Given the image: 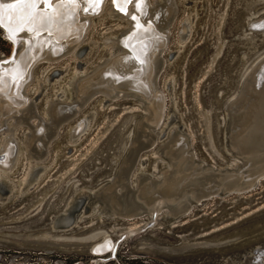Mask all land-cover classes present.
I'll use <instances>...</instances> for the list:
<instances>
[{"label": "rangeland", "instance_id": "rangeland-1", "mask_svg": "<svg viewBox=\"0 0 264 264\" xmlns=\"http://www.w3.org/2000/svg\"><path fill=\"white\" fill-rule=\"evenodd\" d=\"M107 2L109 4V0L98 14L83 15L91 17V25L85 40L74 47L81 50L84 46L90 47L86 42L90 38L101 42L104 35L120 37L127 23L125 18L108 17ZM176 2L178 12L169 26L170 41L160 54L166 63L159 72L158 84L163 88L165 77L176 76L179 108L191 134L194 151L214 166L228 165L233 156L224 148L226 106L233 99L231 97H236L245 73L264 53V30L249 26L251 19L264 12V0ZM194 11L197 18L191 34L180 36L182 22ZM0 36V58L8 57L14 50V42L5 36L1 26ZM181 37L184 41L189 39L184 48L178 49ZM106 48L97 57V51L90 56L89 48L79 58L71 51L57 60L42 62L35 75L45 77L48 74L52 81L59 80L68 73L66 68L85 62L87 57V63L94 65L104 58ZM170 62L172 66H168ZM79 67L82 69L83 63ZM34 87L35 83L28 86L29 94ZM97 95L88 99L82 113L73 115L61 125L59 137L52 139L49 151L36 156L38 165L33 179L38 183L31 193L21 202L0 209V264H170L164 254L230 253L244 243L256 239L264 241V231L247 233L248 228L240 226V223L264 216V175L249 188L206 197L199 208L180 222H160L155 228L126 237L119 242L113 258L111 253L93 254L92 243L103 239L104 235H110L116 242L127 228L144 223L143 217H119L112 222L94 218L73 224L75 227L69 231H50L52 220L64 213L76 193L103 184L114 173L124 154L126 140L143 112L138 101L127 97L105 101L91 127L80 132L79 135L84 132L83 137L69 144L65 132L74 125L77 129L80 127L78 120L97 104ZM22 127L21 131L30 130L27 125L22 124ZM154 150L151 147L142 157L152 156ZM26 161L23 160L16 170L17 176H21ZM159 161L161 159L156 157L149 159L148 169L156 170ZM44 165H49L47 171ZM0 195L7 197L9 192H0Z\"/></svg>", "mask_w": 264, "mask_h": 264}, {"label": "bare ground", "instance_id": "bare-ground-1", "mask_svg": "<svg viewBox=\"0 0 264 264\" xmlns=\"http://www.w3.org/2000/svg\"><path fill=\"white\" fill-rule=\"evenodd\" d=\"M8 1L11 0H3L6 4ZM63 1L50 0V4H46L42 0L40 6L53 8L52 14L38 15L35 18V25H27V27H35V31L28 32L25 28L24 31L17 34L14 43L15 49L23 50V56L30 51L24 67L20 65L18 70L13 69L6 73L5 70L11 63L0 59V154L4 152V156L0 157V192H9L7 197L0 195L1 207L4 208L8 204L19 202L29 192L31 193L32 188L38 183H35L33 179L38 165L36 156H42L49 151V144L59 133L63 122L82 111L83 104L79 101L91 92L92 88L89 89L91 83L99 78H104V76L107 78L106 74L127 78L130 77L127 74L145 73L146 83L152 90V96L147 98L143 94L133 93L134 97L142 104L144 111L137 124L141 134L137 133L131 144L133 147L131 153L134 152V155L130 157L132 162H130L131 168L128 175L120 181L113 177L109 184L104 183L76 193V198L73 197L66 208H71L78 200H83V209L81 208L75 216L76 220L93 213L103 219V217H115L119 213L129 215L138 212H145L148 221L157 220V217L154 216L155 212L159 213L164 210L165 215L172 216L176 211L184 208L186 202L199 200L201 196L208 195L210 189L228 191L249 187L264 174V160H258L263 156V153H256L259 149L264 152V144L262 148L257 150L250 148L244 152L239 149L240 145L238 144L249 132L254 135L259 132L264 136V130L259 128L260 124H264V115L258 116L252 113L251 109L258 101L262 102V97L254 90L259 89L256 84L264 76V55L245 73L246 80L241 95L236 98L231 97L234 99L229 109L237 112L244 111V116L249 115L238 122L231 118L229 120L231 129L227 134V148L233 154V158L228 165L214 166L199 158L193 149L191 134H189L186 121H184L179 108L175 75L171 74L165 77L163 88L158 84L159 72L166 63L160 54L164 49L163 46L170 41L171 17L178 10L176 0H155V2L141 0L140 3L135 4L132 2L134 0H131L127 5L125 4L126 0H109V4L107 2L106 6L107 10L105 9L108 17L112 19L125 18L127 23L122 28V35L130 31L134 23L137 31L123 40H120V37L109 35H104L101 42L90 38L86 41L90 47L84 46L82 50L74 46L85 40L91 25V17L83 15L98 14L105 7L106 0H101L99 6L95 3L90 4L89 0H75V3H72L71 0L70 2ZM68 5L74 8V18L69 22H64V17L71 15ZM85 8H88V11H84ZM93 9L95 10L93 11ZM135 10H139V15L143 19L151 20V22L148 21L150 22L147 23L148 26H143L144 22L142 23L138 17L134 16L135 20L129 18ZM196 18L195 11L185 17L179 32L180 36H184L187 32L191 34ZM254 23L256 26H260V24L264 26V17L255 20ZM11 27L15 26L11 25ZM46 29L48 32L38 34ZM153 37L154 40H150ZM46 39L48 41H45ZM188 39L189 37L184 41L181 37L178 41V49H181ZM135 43L141 44L137 47H130ZM95 44L99 45V50L108 47L104 58L94 65L90 66L92 63L88 64L87 61L79 62L73 67L66 68L68 69L66 79L61 77L56 81H52L48 74L45 77L35 75L36 66L41 60L54 61L71 51L75 57L79 58L85 49H89ZM124 46L130 47L134 58L117 56L125 51ZM97 56L100 54H96ZM133 59L137 63L133 62ZM82 63L84 67L81 69L79 66ZM134 64L140 69L137 71L128 70ZM106 66L107 71L90 78L96 70ZM31 83H35V87L32 94H29L27 88ZM97 85L100 86V84ZM115 85L120 89L117 92L118 96L125 94L123 93L124 88L136 91L138 86H145V81H128ZM123 86L125 87L123 88ZM10 88L13 91L12 99L18 103L8 98L11 94L9 93ZM49 88H52L51 91ZM101 89L104 92L112 93L114 91L108 83L103 84ZM145 98L151 101L147 102ZM109 99H111L110 95L99 96L98 100L96 99L97 106L78 120L80 127L77 129L74 125L68 129L69 144L77 142L86 129L91 127L97 109L103 107L106 100L108 103ZM39 102L43 103L41 110L37 105ZM229 117H231L230 113ZM172 122L174 125H171ZM22 124L29 126L30 130L21 131ZM82 130L84 132L79 135ZM77 135L79 137L76 138ZM160 141L161 143H159ZM137 142L146 148H155L152 152L153 155L160 156L161 159L156 170L150 171L146 162L141 160L142 152L146 148L139 149V146H136ZM25 159L27 161L23 165L22 174L17 176L15 172ZM255 159L258 162L253 163ZM43 168L47 171L49 165H44ZM200 184L213 185V187L205 190L195 189ZM126 196H130L133 201L132 205L117 202L119 197L125 198ZM144 223L127 228L121 235L127 236L135 233L137 228L143 226ZM98 240L94 242L93 249L98 246L99 250H102L101 246L105 241H108L109 245L115 243L110 235H104L103 239Z\"/></svg>", "mask_w": 264, "mask_h": 264}, {"label": "water", "instance_id": "water-1", "mask_svg": "<svg viewBox=\"0 0 264 264\" xmlns=\"http://www.w3.org/2000/svg\"><path fill=\"white\" fill-rule=\"evenodd\" d=\"M13 2H15V0L8 1L7 3H13ZM63 2H70V0H64ZM130 2H131V0H127V2L125 1V4L127 5ZM132 2H134V4L135 3H140L141 0H134ZM41 3H42V0H38L37 7L35 9L36 16H38V15H50V14H52L51 12H52L53 8L41 7L40 6ZM68 8H69V12H70L69 14H71V15L69 17H66V18L64 17V19H65V20H63L64 22H69V21H71L74 18V8L71 5H68ZM177 12H178V10H177ZM134 16L136 18L138 17V19H141L142 23L144 22L143 26H148L147 23H150L151 22V20L148 19V18L143 19L142 16L140 17L139 10L133 11L129 18L132 19V20H135L133 18ZM175 16H176V14L173 15V17H171V22H172V20H173V18ZM263 17H264V12L262 14H260L259 16L251 19L249 21V26L251 28L255 29V30H258V31L264 30V26H261V24H260V26H256L255 23H254L255 20L262 19ZM148 21H150V22H148ZM13 26H15V25H13ZM135 26H136V24L134 23L132 25L130 31H128L126 34H123V35L121 34L122 36L120 35V38L119 39L120 40H123V39H126V38L130 37V35L132 33H134V32L137 31L136 28H135ZM1 28L4 30L5 36H7L6 35V31H5V27L4 26H1ZM46 32H48V29H46L44 31H41L38 34H43V33H46ZM153 32L155 33L156 32V29ZM150 40H154V37L153 38H150ZM45 41H48V39H46ZM139 44H141V43L132 44L130 47H137ZM130 47L129 46H124L125 51L122 52V53H120V54H118L117 56L118 57H133L134 58V53L131 51ZM182 48H184V46ZM98 50H99V45H96L95 44L94 46H91L90 51H89L90 56L92 54H95V52L98 51ZM103 50L104 49H100L98 51V53L100 54ZM29 52L30 51H28L25 54V56H23V50H21V51L18 50L17 51L15 49V47H14V50L11 53L10 56L4 57V58H0V59L5 60V61H10L8 63H11L6 68V70H5L6 73L9 72V71H11V70H13V69L14 70L15 69L18 70L20 68V65H23V67H24L25 64H26L28 55L30 54ZM179 54H181L180 51H179ZM263 55H264V53L262 55H260L258 57V59L260 57H262ZM88 59L89 58L87 57L86 58V61H88ZM46 61H50V59H43V60H41L37 64L36 68L39 66V64H41L42 62H46ZM133 62L137 63V61H135L134 59H133ZM255 62H254V64H255ZM172 65H173V62L168 63V66H172ZM138 69H140V67L135 66V64L128 68V70H131V71L132 70L137 71ZM107 70H108L107 66L106 67H101L100 69L96 70L90 76V78L95 77L99 73H102V72L107 71ZM35 71H36V69H35ZM127 75H130V77L122 78V77H119L117 75L106 74V77L107 78H105V76H104V78H99L98 80L93 81L91 83V85L89 86V89L92 88L91 89V92L88 93V94H86L85 96H83V98L79 101L81 104H83L82 105V108H84V105L86 104V102L88 101V99L91 96H93L94 94H98L97 95V99L99 98V96H102L103 94H105V95H110L111 99H113L115 97H119V98H125V97H127V98H130L131 100H133L134 102H137L138 100L136 99V97H134L133 93L143 94L147 98L150 97V96H152V90H151L149 84L146 83V78L144 76L145 73H141L140 75L139 74L138 75L137 74H127ZM67 76H68V73L65 74L62 78L63 79L64 78L66 79ZM175 78H176V76H175ZM245 80H246V78H245V75H244V77H243V79L241 81V84H240V87H239V91H238L236 97H238L239 95H241V93L243 91V88H244ZM128 81H135V82H143V81H145V86L144 85L143 86H140V87L138 86L136 91L135 90H132L130 88H124L125 86H123V88H124L123 89V93H125V94L118 95L117 96V92L120 91V89L115 84L116 83H121L122 84V83L128 82ZM105 83H108L114 89V91L112 93L111 92H104V91H102L101 87ZM97 84H100V86H98ZM256 86L259 89L258 90H254V91L257 94H259V96L262 97V102L258 101V103H256L251 109H252V113H254V114L258 115V116H263L264 115V76H262L260 78V81L257 82ZM51 89L52 88H49V91ZM254 91H253V93H255ZM9 93H11V94L10 95L8 94L9 95L8 98L11 99V100H13L14 102H17L18 103V101L12 99V97H11L12 94H13V91H12L11 88L9 90ZM176 93H177V89H176ZM147 98H145V100L147 102H150L151 100L150 99H147ZM111 99H109V100H111ZM233 99L226 106V126H225V130H224V133H223V137H224V141H225V147L224 148L232 156H233V154L227 148V134H229V131L231 129V126L229 125V120L231 118L234 121L236 120L238 122V121H241L244 118H247L249 116V115L244 116L245 115L244 111L243 112L242 111L241 112H237L236 110L229 109L230 104L233 101ZM40 103L41 102H39L37 104L38 105V108H39V104ZM138 104L143 109V106H142V104L139 101H138ZM96 106H97V104L94 105V107H96ZM102 108H104V106ZM100 110H101V108H98L97 109L96 116L99 114ZM143 111H144V109H143ZM229 113H230V116L231 117H229ZM142 114H143V112H141V114L137 117L136 122H135V124L133 126V129H132V133L127 138V140H126V144H125V148H124V154L121 157V160H120V163H119L117 169L110 176V178L108 180H106V182H104L105 184H107V183L109 184L112 181L113 177H116L120 181L122 178H124V176L128 175V171L131 168L130 167V162H132V160H131L132 158H130V157H133V155H134V152L131 153V150H133V147L131 146V144H132V141H133V138L135 137V135L137 133L138 134H141L138 131L137 124H138V120L140 119V117L142 116ZM259 128L262 129V130H264V124L263 123L260 124ZM67 131L65 132L66 138H67ZM56 136L59 137V133ZM55 140L56 139H54V141ZM237 141H239V140H237ZM159 143H161V141ZM238 144L240 145L239 149L242 152H244L245 150H248L250 148H256V150H257V149L263 147V144H264V136L261 135L259 132L257 134H255V135L253 133L249 132V133H247V135L243 139H241L239 141ZM136 146L137 147L139 146V149L146 148L145 146L140 145L139 142H137ZM149 149H150V147L149 148H146L145 150H143L142 154H144ZM256 153H263V156H261V158L258 159V160H262L263 161L264 160V152H263V150H260L259 149V150L256 151ZM58 154H59V151H57L56 156ZM129 154H130V156H129ZM2 156H4V152L0 154V157H2ZM154 157L159 158L160 156L158 157V156L148 155V156H146L145 158H143L141 160L147 162L149 159H153ZM258 160L255 159L253 163L258 162ZM262 175H264V174H262ZM244 180H245V178H244ZM257 180L255 182H253L252 184H250L249 187L255 185L257 183ZM210 187H213V185L200 184L195 189H197V190H205V189L210 188ZM249 187L247 186V187H243V188H240V189H233V190H228V191H225V190L218 191L215 188L210 189L208 195L201 196L199 200H193L191 202H186L184 204V208L179 209L172 216L165 215V213H164L165 211L164 210L160 211L159 213H156L155 212L154 213V216L157 217V220H149L148 221L147 220V214L145 212H138V213H133V214H129V215H125L124 213H119L118 215H116L115 217H112V218H105V217H103L102 221L110 220L112 222V221H115V220H119V217L131 218V217H135V216H141V217H143V220H145V223L142 224L143 226H140L139 228H137V230L133 234H129L127 236L120 235V238L118 240H116L115 243H112V245H109L108 244V241L103 242L102 243V246H101V248H103L102 250H99L100 247H98V246L95 249H93L92 248L93 245H94V242H93L92 245H91V247H90L91 252L93 254H98V255H103V254L111 253L110 254V257L113 258L116 255L119 242L122 241V240H124L126 237L133 236L135 234L145 232L146 230L151 229V228H155L156 226H158L160 224V222H164V223H168V224L180 222L186 215H188L189 213H191V211H193L195 208H199L200 207V202H203L206 197H208V196H210L212 194H218V195L222 196V195H224V194H226L228 192L236 191V190H243V189H246V188H249ZM79 192H83V191H79ZM76 195L74 196V198H76ZM24 198L22 200H24ZM21 201H19V202H21ZM19 202H15L14 204H8L4 208H7L10 205H15V204H17ZM117 202L118 203H122V204L124 203V204L130 206V205H132V202L133 201L131 200L130 196H126L125 198L119 197V200ZM82 206H83V200H78V202L75 203L71 208L65 209L64 213L56 216L53 219L52 223H51V229H50V231H52V232L53 231H61V232L69 231L73 227H75V226H73V224H81V223L87 221L88 219H94V218L100 219L96 213H93V214L84 216V217L76 220L75 219L76 218L75 216L79 213V211L81 210ZM4 208L0 206V209H4ZM73 211L74 212L77 211V214L74 215L73 214ZM259 218H262L263 221L261 222ZM259 218H256V219L255 218L254 219L252 218V219L248 220L246 223H242V225L240 223V226H242V228L246 226L245 228H248L247 229V233H252V232L258 233V234L263 233L262 231H264V216L259 217ZM99 244H101V243H99ZM164 256H165V258H167V260H168V262L170 264H264V241H263V239H256V240H253L252 242L244 243V245H242L240 247H236V249L234 251L230 252V253H226V252H222V251H206V252H202L200 254H194V255L193 254H189L188 256L187 255H185V256H169V255H166V254H164Z\"/></svg>", "mask_w": 264, "mask_h": 264}, {"label": "snow or ice", "instance_id": "snow-or-ice-1", "mask_svg": "<svg viewBox=\"0 0 264 264\" xmlns=\"http://www.w3.org/2000/svg\"><path fill=\"white\" fill-rule=\"evenodd\" d=\"M43 2L50 4V0H43ZM71 2L75 3V0H71ZM100 2L101 0H89L90 4L95 3L97 6ZM37 3L38 0H15L13 3L6 4L3 0H0V26L6 27L7 35L14 43L17 34L24 31L25 28L28 32L36 30L35 27H27V25L30 23L35 25L36 23L35 9ZM84 11H88V8H85ZM11 25H15V27H11Z\"/></svg>", "mask_w": 264, "mask_h": 264}, {"label": "trees", "instance_id": "trees-1", "mask_svg": "<svg viewBox=\"0 0 264 264\" xmlns=\"http://www.w3.org/2000/svg\"><path fill=\"white\" fill-rule=\"evenodd\" d=\"M0 40H1V36H0Z\"/></svg>", "mask_w": 264, "mask_h": 264}]
</instances>
